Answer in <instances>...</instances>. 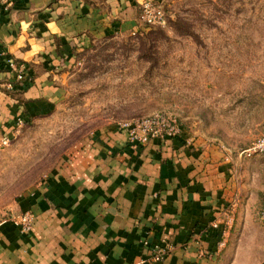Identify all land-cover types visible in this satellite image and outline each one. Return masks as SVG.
<instances>
[{"label":"crops","instance_id":"0c3cea01","mask_svg":"<svg viewBox=\"0 0 264 264\" xmlns=\"http://www.w3.org/2000/svg\"><path fill=\"white\" fill-rule=\"evenodd\" d=\"M10 1L0 11V127L7 134L11 123L59 101L78 52L135 31L143 0ZM7 56L25 66L24 81L3 65ZM206 134L190 128L182 139L136 147L116 127L91 134L0 222V264H153L152 251L165 246L173 250L156 264H217L222 227L210 224L232 204L226 254L264 264V155L239 160L253 139L237 147ZM21 212L33 217L26 234L11 221Z\"/></svg>","mask_w":264,"mask_h":264},{"label":"rangeland","instance_id":"374dc122","mask_svg":"<svg viewBox=\"0 0 264 264\" xmlns=\"http://www.w3.org/2000/svg\"><path fill=\"white\" fill-rule=\"evenodd\" d=\"M152 2L163 23L94 40L76 54L58 102L9 134L0 127V222L79 143L117 122L166 115L237 147L264 129V0ZM228 245L217 264H244Z\"/></svg>","mask_w":264,"mask_h":264},{"label":"built area","instance_id":"2783aa9c","mask_svg":"<svg viewBox=\"0 0 264 264\" xmlns=\"http://www.w3.org/2000/svg\"><path fill=\"white\" fill-rule=\"evenodd\" d=\"M139 10V22L145 26L150 27L163 23V13L152 0L141 1ZM3 65L16 73L15 78L17 81L25 80V66L23 64L15 62L7 56L3 60ZM115 127L126 133V143L131 147L145 145L154 139L176 140L185 136V129L182 126L176 124L175 120L169 118V116L161 114L136 120L120 121L116 123ZM259 155H264V131L253 139L248 146L237 152L239 160L250 159ZM260 218L264 221V197L260 208ZM234 219L235 206L232 204L226 209L221 222L215 221L210 224L213 230H219L222 227L213 255L219 256L225 249L233 228ZM11 221L21 233L26 234L32 228L33 217L29 212H21L13 215ZM172 250L173 246L155 247L150 258L151 262L153 264L161 262ZM200 256L204 257V252H201Z\"/></svg>","mask_w":264,"mask_h":264},{"label":"trees","instance_id":"16d2710c","mask_svg":"<svg viewBox=\"0 0 264 264\" xmlns=\"http://www.w3.org/2000/svg\"><path fill=\"white\" fill-rule=\"evenodd\" d=\"M2 62L0 61V67L2 66V64H1Z\"/></svg>","mask_w":264,"mask_h":264}]
</instances>
